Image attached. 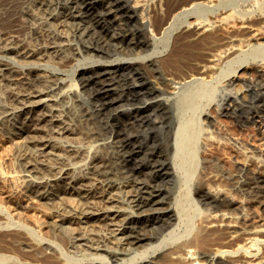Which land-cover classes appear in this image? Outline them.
<instances>
[{
    "label": "bare ground",
    "instance_id": "1",
    "mask_svg": "<svg viewBox=\"0 0 264 264\" xmlns=\"http://www.w3.org/2000/svg\"><path fill=\"white\" fill-rule=\"evenodd\" d=\"M263 1L257 12L246 4L211 16L192 7L225 0L40 1L56 21V60H89L77 78L49 73L43 85L41 74L28 77L32 68L10 65L13 46L1 48L0 76L16 72L30 89L0 120L18 134L14 143L39 149L23 170L0 167V181L37 198L50 209V229L74 233L75 244L71 254L61 245L66 237L44 234L42 219L15 216L0 202V264H39L2 250L19 238L18 248L35 257L42 244L51 247L48 264H264V218L254 221L246 211L250 203L264 210V152L214 135L204 110L213 83L238 85L239 68L264 72ZM181 25L186 32L160 54L158 42L166 47ZM19 53L40 60L34 48ZM60 105L78 106L90 125L96 153L89 161L80 155L85 146L68 136L73 130ZM221 112L239 123L252 113L264 117V77L240 83ZM223 138L231 170L207 150L226 149ZM52 158L60 170L51 168Z\"/></svg>",
    "mask_w": 264,
    "mask_h": 264
},
{
    "label": "rangeland",
    "instance_id": "2",
    "mask_svg": "<svg viewBox=\"0 0 264 264\" xmlns=\"http://www.w3.org/2000/svg\"><path fill=\"white\" fill-rule=\"evenodd\" d=\"M40 1L43 0H0V57L5 58V55L2 53L3 50H1L3 46H13L14 50L18 51V54L14 52L8 53V55L11 56L8 59L10 65L22 72H27L29 67L32 68V72H27L28 77L36 79V74H41V76H43V85H45L46 78L49 73H58L66 80H69L74 76L77 78L78 69L82 64L88 62L89 58L86 56H79L77 60L73 59L71 62H67V65H64L56 60L57 58L54 57V53L52 52L53 48L51 47L53 41L51 30L55 28L56 21L48 18L47 13L49 8L46 5L39 3ZM227 1L230 0H225V2L219 6L211 7L204 4H198V6L192 7V10L199 11L200 8L204 7L205 9L202 8L201 10H206L208 12L207 15L211 16L217 12L219 14L222 13L221 15H226L230 9L240 10L243 6L245 7L246 4L253 5H250V8L253 7L254 10L252 11L254 12H257L262 8L260 5V7H255V4L257 6V3L259 2L258 4H260V1L262 0H253V2L251 0H232L230 3ZM263 2H261V4L264 6ZM228 3L230 5H227ZM222 5L225 6L222 7ZM217 7H220L219 9L222 10H219ZM248 7L246 6V8ZM183 31L186 32L182 25L178 29L174 30L168 41H166L167 46L164 48V41L160 40L157 46L159 50H162L160 54L164 55L168 53L171 48L172 41L175 39L174 37H176L178 33L179 35L185 33ZM28 48H34L37 50L40 55L39 61H25V57L19 52ZM82 55L86 54L83 53ZM238 74L240 76L238 79V85L227 82L228 79L226 80L227 83H213V85H215L213 88L214 91L210 98L204 102V110L212 117L213 123L210 127L214 135L221 137H239L242 141L254 147V149L262 148V151L264 152V117H261L256 113H252L251 118L247 119L243 123H239L233 115L221 112L223 106L225 105V98L229 93L233 92L240 83L249 82L255 75H262L264 77V72L253 66L239 68ZM235 82L237 81H234V83ZM29 89L30 87L26 86L24 82L21 81L20 74L17 75L16 72H10L5 78L0 76V111H5L12 107H18L25 101V94L29 92ZM67 103H69V101H67ZM60 108V112L62 114L61 117L64 120L65 125L68 123L73 130V132L68 134V136L71 137L72 141H77L78 144L85 146V150H83V153L80 155L89 161L96 153V149L91 146L92 131L90 125L84 120L78 106L70 105L65 107V105H60ZM8 117L9 116H7V118ZM13 132L14 130L13 128H10V125H4V121L0 120V167L6 171H20L25 169L26 160L35 156L38 153L37 149H39L38 147L36 149L34 147L27 146V144H24V141L21 145L14 143L13 137L18 134H13ZM65 134L67 133H64L63 135L56 133L59 137H63ZM223 140L227 144V150L213 146L207 149L209 150L208 153L216 158H214L217 160L215 164L218 163V167L233 169L234 165L231 160V152H229V150L231 151V145L228 142V139L223 138ZM200 152L199 154L202 156L203 152ZM50 163L51 168L54 170H60L62 166L61 162L56 158H52ZM10 189H12L10 185L0 181V202L6 205L15 216L19 215L28 218L35 217L40 220L42 219L45 222L42 230L44 234H55L66 237L64 238L65 241L63 240L61 242L62 248L72 254V251L70 250L73 249L71 245L75 244L73 242L74 233L71 235H69L70 233L63 234L62 231L58 232V230L50 229V209H43V207L39 206L37 198L25 195L22 192L23 188L21 186L18 187V190L11 192ZM25 202L28 203V206L21 207V204ZM51 209H56V207H52ZM45 211L50 214L47 215ZM246 211L251 217L253 215L252 219L254 221H257L260 217L264 218V210L258 205H253V203H250V205L247 204ZM94 226L96 225L90 224V227ZM103 230L107 231L104 227ZM8 240L2 247L3 251L15 253V255L21 260L32 261L39 264H48L47 261L44 260V257L45 255L52 253L51 247L46 246V244H42V256L35 257L28 253L27 250L20 248V238L18 240L19 244L18 242H15L14 245L8 244ZM16 244L18 245L15 246ZM18 246L20 247L18 248Z\"/></svg>",
    "mask_w": 264,
    "mask_h": 264
}]
</instances>
